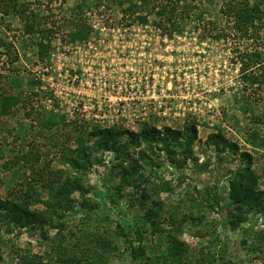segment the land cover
Listing matches in <instances>:
<instances>
[{"label": "rangeland", "instance_id": "374dc122", "mask_svg": "<svg viewBox=\"0 0 264 264\" xmlns=\"http://www.w3.org/2000/svg\"><path fill=\"white\" fill-rule=\"evenodd\" d=\"M82 1L19 0V5L40 14L43 24L55 26L50 43L43 42L49 44L43 59L39 57L35 38L25 34L18 11L8 16L0 13V40L14 46L9 53L6 47L0 46V93H22L26 100L15 115L0 118L1 196L12 198L11 192H18L25 182V167L6 163L29 151L28 143L33 140L42 145L41 167L61 171L73 179L80 177L62 156L65 147L78 151L76 136H80L90 147L91 155L90 168L81 184L88 189L86 198L96 207L90 211L93 224L88 221L86 230L98 231L108 242L119 246V252L109 256L108 264H145L144 259L133 261V248L145 249L146 258H151L153 264H161L168 248L167 236L174 231L167 222L172 214L177 219L190 218L177 239L186 245L189 254L175 264H188V260H194V264H215L214 258L218 264H264V213L249 214L248 220L233 230L226 211L229 179L247 165L242 162V154L252 156L250 167L259 177V189L264 190V148H255L249 141L253 132L264 136V124L258 121V118L264 120V86L250 87L241 72L242 59L250 64L247 74L258 72L264 66V29L250 30L249 37L234 31L231 20L222 13L230 0H175L176 23L167 22L168 12L161 14L162 6L170 5L168 0H152L145 8L141 0H86L83 18L95 29L91 28L86 41L73 43L65 35L70 31L67 21ZM120 1L124 2L122 6ZM133 6L134 11H129ZM173 23L179 24L180 30L171 31ZM255 54L261 57V65H257L259 60ZM69 69L73 84L70 78H65ZM81 79L88 81L89 87L80 86ZM129 91L140 95L134 104L127 96ZM54 92L65 102L73 98V113L68 112L66 103L58 113L43 109V102L54 98ZM118 92L126 97V111L122 115L110 112L107 119L98 120L96 116H102L103 111L98 110L96 99L90 102L87 94L99 97V93L104 98L119 96ZM99 100L105 111L106 102ZM56 101L54 105L58 106ZM132 104L134 110L129 109ZM31 110L33 117L44 116L42 122L51 114L56 116L55 120L63 117L67 128L77 127L81 134L75 131V138L65 142L62 151L54 149L39 135V132L46 136L50 133L42 131L40 125L26 116ZM111 117L112 123L108 121ZM192 125L197 130L192 146L194 155L185 163L171 162L162 148L161 138L151 146L141 140L139 147L127 153L110 149L94 151L97 138H86L95 129L113 130L126 133L120 139V144L125 145L129 133L140 134L146 128L184 132ZM220 132L228 143L221 151L209 140ZM168 142L173 140L169 138ZM173 149L176 161L183 159L174 142ZM140 152L149 156V165L140 159ZM65 156L69 157V152ZM131 157L142 165L138 176L145 180L140 185L149 196L148 206L152 205L150 198L164 204L157 220L160 231L155 234L150 222L140 219L143 213L137 207L138 202L132 200L134 187L125 188L120 196L114 195V188L121 184L122 177L118 174L122 167H128ZM39 191L42 202L46 201V191L42 188ZM199 194L209 199L216 194L224 199L220 207L212 209L192 201ZM73 199L76 203L73 212L68 214L67 227L81 235L79 230L85 229L83 221L87 219V212L81 207L80 192H75ZM30 209L38 214L47 211L44 204ZM192 217H201L203 221L194 224ZM120 228L128 238L120 235ZM56 233L57 230H50V238L45 241L38 230L0 224V264H17V254L37 256L44 264H64L58 262V257L62 258L60 251L56 253L58 249L51 242ZM71 240L67 239L64 245L75 252L69 243H74L75 237ZM201 253L208 259L205 256L203 259Z\"/></svg>", "mask_w": 264, "mask_h": 264}, {"label": "trees", "instance_id": "16d2710c", "mask_svg": "<svg viewBox=\"0 0 264 264\" xmlns=\"http://www.w3.org/2000/svg\"><path fill=\"white\" fill-rule=\"evenodd\" d=\"M141 1L144 4L143 8L152 2V0ZM168 2L170 5L162 6L161 14L168 12L170 15L166 17V20L171 23L172 21L175 22V20H177L176 12L178 8L176 7L177 2L175 0H168ZM119 4L122 6L124 2L120 1ZM86 6V0H83L82 4H77L73 9L74 12L71 18L67 21L68 26H70V31L66 32L65 35L69 36L73 43H81L89 38L92 26L87 24L83 18V7ZM195 9L196 8L193 10ZM190 10H192V8ZM13 11H18L17 13L23 23L25 34L35 38L34 43L39 57L43 59L47 54L49 46V44L43 42L48 40L50 43V37L55 34V26L49 27L47 24H43L40 19V14L19 5V0H0V13L2 15L8 16ZM129 11L133 12L134 6L131 7ZM222 13L231 20L232 29L237 33L244 34L243 37H249V31L256 29V27H258V31L264 29V0H230L227 7L222 10ZM187 15V18H190V15ZM198 19L199 22L202 21V14L198 15ZM175 23L172 24L173 30L171 31L180 30V25ZM203 29V34H205L207 31L205 26ZM0 46L6 47L7 53L14 49V46L5 40H0ZM255 56L257 57V61L259 60L257 65H261V57L258 54H255ZM241 63V72L245 83H248L250 87L257 86V89L262 88V86H264V66H261L258 69V72L247 74L250 64L245 62L244 59H242ZM23 99L22 93L11 94L1 92L0 118H8L15 115L19 109V105H23V107L25 106L24 104L26 100ZM26 116L31 117L37 125H40L43 129L42 131L45 130L50 133L46 136L43 134L44 132H39V135L45 139L46 144L49 143L54 149L61 148L62 151V148L65 145L64 143H69L75 138V131H78L79 135L81 134V130L76 129L77 127L75 130L67 128L68 125L65 123L63 117H59L55 120L56 116L54 114H51L46 122H42L44 116L41 114H37L33 117V110L26 112ZM258 121H261V123L264 124L262 118H258ZM221 133L222 132L212 135L209 138L211 143L215 145L219 151H221L220 148L224 149L225 145H228L227 140ZM125 134L126 133L124 132H115L113 130L95 129L88 133L86 138H97L94 144V151L110 149L117 153H127L130 149L139 147L141 140L148 142L151 146L161 138V140H163L162 148L167 151L168 155L171 157L170 159L172 163H185L187 159L193 158L194 155L192 146L197 138V130L194 125L187 127L184 132L171 130L169 128H166L164 132L157 131L155 128H146L140 134L129 133L128 142L125 145H121L120 139ZM79 137L76 136V140L80 145L78 151H73L70 148L65 147V153L62 155L65 157V160L71 164L72 169L80 174V177L78 178L73 179L67 177L65 173H62L61 171L48 170L46 169V166L41 167L39 163L42 145L36 143V140L28 143L29 151L22 155H18L12 162L6 163L14 165L15 167L16 165H21L22 167H25L26 173L24 174L25 182L20 190L18 192L14 190L11 192L12 198H3L0 194V224L3 226L16 225L20 228L32 231L38 230L45 241H48L50 238V230H57L55 238L52 239L51 242L53 243L52 245H55L58 249L56 253H59L60 251V256L62 257H58V262L60 263L108 264L107 261H109V256L111 253L113 255L119 252V246L108 242L98 231L86 230V224H88V221L93 224L90 211L92 212L96 207H94V204L86 198L88 189L81 184L83 176L86 175L87 170L90 168L91 155L88 153L90 147H87L84 143L85 140L83 138L80 139ZM169 138H171L173 142L176 143L177 147H179L181 153L180 156L183 159L176 161L174 157L175 150L173 149V142H168ZM249 141L255 148H264V136L259 137L257 132H253L249 135ZM229 145L234 151L236 150L235 146L232 144ZM67 152H69V157L65 156ZM240 157L242 162L247 163V165L244 168L238 169L233 175H231L227 196V221L233 230L240 227L242 222L247 221L249 214L264 213V190L259 189V177L250 167L253 158L247 153L242 154ZM130 159L128 167H122V171L118 174L122 177L121 184H118V186L114 188V195L120 196L125 188L130 186L134 187L135 196L132 197V200L133 202L134 200L138 202L137 207L139 208V211L143 213L140 219L145 222H150L152 225V233L155 234L160 231L157 220L160 213L164 210V204L150 198L152 205L148 206L149 196L144 189H141L140 185L141 182H145V180H142V178L138 176L142 165L137 159L132 160V157ZM140 159L149 165L150 158L145 152H140ZM4 165L5 164H3V167H8L7 165ZM39 188L46 191L48 195L46 201L42 202ZM75 192H80V195L83 197L81 207L87 212L85 217L87 219L83 221L85 223L83 225H86L85 229L79 230L81 235H78L76 232L73 233V229L67 227L68 214L73 212L76 203L73 199V194ZM210 194L211 193H208V195ZM14 195H16V197ZM223 199V197L216 194L212 195L210 199L206 195L201 196V194H199L192 201L201 203V206L207 205L214 209L216 206L220 207V203ZM111 200L115 203L113 198ZM37 204H44L47 209L46 213L38 214L30 209L31 206ZM133 207L135 206L133 205ZM189 219L190 218L187 219L186 217L177 219L173 214L168 218L167 222H169V225H171L174 231L169 232V235L167 236L168 248L166 254L163 255L162 259L160 258L162 260L161 264H175L176 261L182 260V257L189 254L186 245L177 240L179 233L182 232L183 227ZM191 220L194 224H199L203 221L201 217H192ZM120 230V235L123 238H128L124 229L120 228ZM138 232L139 231L137 230L136 233ZM73 237H75L74 243H69L72 244V246H70L73 250H76L75 252L69 250V246L64 245V243L67 242V239L72 241L71 238L73 239ZM53 248L55 247L53 246ZM61 248H63V250ZM99 250L101 252H99ZM72 252L73 254H69ZM131 253L133 261L135 262H142L144 259L145 264H153L151 258L145 257V249L133 248ZM16 256L17 264H44L41 258H38L37 256H23L21 254H17ZM200 256L204 259L205 255L201 253ZM205 257L208 259L207 256ZM1 260L2 258L0 257V261ZM200 260L201 259H199L198 262H200ZM213 260L218 264V259L216 260L214 258ZM193 261L194 260H188L187 263L194 264Z\"/></svg>", "mask_w": 264, "mask_h": 264}, {"label": "built area", "instance_id": "2783aa9c", "mask_svg": "<svg viewBox=\"0 0 264 264\" xmlns=\"http://www.w3.org/2000/svg\"><path fill=\"white\" fill-rule=\"evenodd\" d=\"M91 26H92L93 29H95L94 25H91ZM70 69H73V64H71V68ZM70 69L66 71L65 78H70V81L73 84V75L70 74ZM76 78H78V76H75V79ZM79 82H80V86H82L83 88L85 87V89H86V87H89V82L88 81H84L83 79H81V80H79ZM117 94L119 96H117V95H109V96H106L104 98H102L103 95H101L99 93H98L99 97L87 94L86 97H90L91 98L90 102H92L93 99H96L97 100L96 103L98 104V110L100 112L103 111V115L102 116L101 115H99L98 117L96 116V118H98V120L102 119V117L107 119L109 117L107 115V113H110V112H113L115 114L120 113L122 115L126 111L125 110V105H124V104H127V102L125 100L126 97L123 98L119 92ZM127 96L129 97V100L131 101L130 103H133V102L135 103L134 99H136V100L140 99V95H138V92H136V91L135 92L134 91H129ZM99 99H103V101L106 102V110L105 111L102 110V102H100ZM152 99H154V98H152ZM46 100L43 102V104L45 105V107L43 109H46V111L58 113V110L63 106V103H66V104H68V112L72 111L71 113H73V101H72L73 98H72V100L70 102L69 101L67 102V100L65 102V101H63L64 100L63 97L59 96L57 94V92H56V94L54 92V98L50 97V98H47ZM54 100H57L56 102H57V104H59L58 106L56 104L54 105ZM152 102L153 101H151L150 104ZM133 104H132V106L129 107L130 110H134ZM84 109L86 110V106L85 105H84ZM85 110H83V111H85ZM114 118H115V116H114ZM112 119L113 118L111 117L108 121L112 123ZM100 123H102V122H100Z\"/></svg>", "mask_w": 264, "mask_h": 264}]
</instances>
